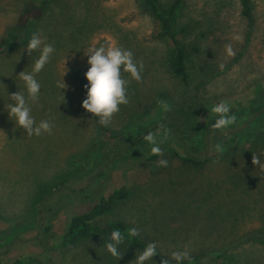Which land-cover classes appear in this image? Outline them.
I'll return each instance as SVG.
<instances>
[{
    "label": "rangeland",
    "instance_id": "1",
    "mask_svg": "<svg viewBox=\"0 0 264 264\" xmlns=\"http://www.w3.org/2000/svg\"><path fill=\"white\" fill-rule=\"evenodd\" d=\"M251 5L253 23L247 30L237 0H182L172 33L186 53L183 87L171 73V45L156 35L141 0H0V40L9 42L0 56V247L17 234L33 235L35 207L51 192L48 219L57 235L70 216L124 188L127 198L104 220L137 227L140 241L156 243L151 264H160L159 259L177 264L171 253L185 249L191 258L198 256L193 264H264V171L252 164L253 155L264 162V0ZM32 6L40 8L39 15L22 27L19 17ZM36 32L55 51L35 77L41 89L31 115L37 124L49 120L55 127L51 135L28 137L9 117L7 105L11 94H26L18 75L31 72L40 55L39 49L31 55L25 51ZM112 44L131 50L144 68L142 82L127 87L129 103L104 127L81 107L89 67L84 51ZM228 44L235 52L230 58ZM159 100L171 111L164 113ZM221 101L237 117L233 125L260 112L220 144L222 154L209 148L213 159L204 166L171 158L167 141L158 158L166 159L167 167L147 160V143L130 156L106 161L124 141L158 124L188 135L200 149L204 128L216 119L211 108ZM62 181L64 188L56 190ZM257 238L263 242L252 243ZM107 241H79L62 249L56 264H106L97 257L110 255ZM120 251L122 258L113 257L111 264H133L141 252L126 242Z\"/></svg>",
    "mask_w": 264,
    "mask_h": 264
},
{
    "label": "trees",
    "instance_id": "2",
    "mask_svg": "<svg viewBox=\"0 0 264 264\" xmlns=\"http://www.w3.org/2000/svg\"><path fill=\"white\" fill-rule=\"evenodd\" d=\"M145 10L153 20L157 27L156 35L158 37L166 38L172 48V63L171 73L178 78L183 87L187 86L186 74V53L184 48L178 43L174 34L172 33V21L176 17L178 9L182 0H170L168 4H161L159 0H141ZM239 6V14L243 18L247 30H250L253 23L251 0H237ZM40 8L32 6L24 9L19 17L20 25L24 24L31 18H36L39 15ZM9 47L7 40H0V56ZM86 96V90H85ZM260 111L250 115L246 121L240 125H231L223 130H214L211 125L204 128L203 143L200 149H197L192 139L185 134H181L172 129L170 125L158 124L150 126L143 130L140 134L134 136L129 141H124L116 153L110 156L106 161L121 158L123 156H130L139 148L145 145L143 139L144 135L149 132L158 133L159 137L166 136L165 141L169 144L170 156L182 164L194 166L196 168L202 167L213 159L209 155V148L222 144L228 136L235 134L241 128L247 126L252 120L256 118ZM90 118L97 124L98 118ZM163 125V127H161ZM101 126V125H100ZM159 156L149 154L147 160L157 161ZM65 181L59 184V188H64ZM66 188V187H65ZM49 193L34 210V230L33 235L24 237L23 233L12 237L7 243L0 247V264H56L59 258V252L67 247L74 246L76 243L89 238H109L111 232L115 229H120L125 234V242L131 249L143 250L146 246L137 237H127L125 224L120 220H104L114 206L127 198L128 192L124 188L112 190L105 197H100L88 210L80 214H75L69 217L68 221L63 227V230L54 235L51 231L48 213L52 207L51 195ZM263 242L260 238L253 240L252 243ZM36 247L35 251L20 252L19 254L11 255L10 253L21 248ZM113 257L103 254L97 257L99 262L111 264ZM198 256L191 258L190 264H193ZM161 259H159V263ZM193 262V263H192ZM180 264H189L185 261Z\"/></svg>",
    "mask_w": 264,
    "mask_h": 264
},
{
    "label": "clouds",
    "instance_id": "3",
    "mask_svg": "<svg viewBox=\"0 0 264 264\" xmlns=\"http://www.w3.org/2000/svg\"><path fill=\"white\" fill-rule=\"evenodd\" d=\"M234 39L238 40L239 37L236 36ZM38 49L40 55L35 60L31 72L21 71L18 75L24 82L26 94L18 91L8 96L11 101L7 105L8 115L14 119L17 127L25 131L28 137H38L42 134L51 135L55 127V124L49 120H41L37 124L31 115L30 105L38 103L41 89V85L35 77L49 63L55 51L54 47L51 44H46L40 34L36 32L32 34L25 51L31 55L33 51ZM225 51L229 58L235 55L231 44L225 45ZM84 55L87 56L89 67L84 77L87 81L85 85L86 98L83 100L81 107L92 117H97L99 125L107 127L111 124L113 117L120 111V106L129 103L127 93L129 83L131 81L142 82L144 65L142 61L135 60L131 50L115 44L99 47L89 46L85 49ZM221 68H223V65H221ZM64 69L63 76L68 71L65 66ZM123 73H127L130 79L126 80L122 75ZM60 88L67 89V85L62 82V79ZM157 103L164 113L171 111V105L167 101L159 100ZM211 112L216 116L215 122L211 125L214 130H223L236 123L237 117L231 113L228 104L223 101L214 105ZM143 139L150 146L152 155L163 156L160 145L164 143L166 136L159 137L158 133L149 132L144 135ZM215 151L222 154L224 148L222 145L217 144ZM252 164L264 171V162L261 161L260 156L253 155ZM156 166L167 167L168 161L160 159L156 162ZM139 235L140 229L137 227H131L127 231V237L135 238ZM125 239V234L120 229H115L111 232L108 241L104 243V248L112 257L119 260L123 255L120 246L124 244ZM157 255L156 243H148L132 262L133 264H151L152 258ZM171 259L180 264L184 260H190L191 257L189 251L185 249L183 251H173ZM160 264H170V260L162 259Z\"/></svg>",
    "mask_w": 264,
    "mask_h": 264
}]
</instances>
